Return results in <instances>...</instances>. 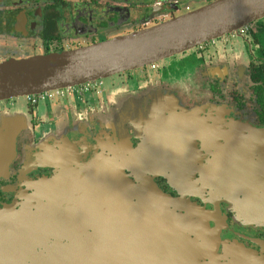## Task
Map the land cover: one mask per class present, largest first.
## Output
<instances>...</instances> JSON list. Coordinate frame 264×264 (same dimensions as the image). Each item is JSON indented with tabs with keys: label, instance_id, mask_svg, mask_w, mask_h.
<instances>
[{
	"label": "flooded vegetation",
	"instance_id": "flooded-vegetation-1",
	"mask_svg": "<svg viewBox=\"0 0 264 264\" xmlns=\"http://www.w3.org/2000/svg\"><path fill=\"white\" fill-rule=\"evenodd\" d=\"M214 1L0 0V63L109 41ZM196 49L117 82L46 92L59 93L35 104L27 97L17 157L0 178V209L33 203L37 183L58 171L44 158L69 149L87 160L97 152L113 158L126 145L130 179L138 184L135 172L144 171L183 202L179 214L219 226L221 256L232 244L263 254L264 224L253 213L264 211V18ZM116 84L127 88L115 92ZM132 97L142 105L131 109L120 134L125 118L117 112ZM12 101L0 103V112L12 110ZM40 101L47 102L42 116L35 109Z\"/></svg>",
	"mask_w": 264,
	"mask_h": 264
},
{
	"label": "water",
	"instance_id": "water-1",
	"mask_svg": "<svg viewBox=\"0 0 264 264\" xmlns=\"http://www.w3.org/2000/svg\"><path fill=\"white\" fill-rule=\"evenodd\" d=\"M263 18L264 0H216L109 41L11 59L0 63V103L138 71ZM4 114L0 178L10 171L26 126L21 114ZM125 148L113 158L97 152L87 160L71 149L44 158L58 171L37 183L33 203L0 209V264H264V242L263 254L232 244L221 256L220 227L179 214L183 202L164 194L144 171L135 172L134 183L125 173ZM253 216L264 224V211Z\"/></svg>",
	"mask_w": 264,
	"mask_h": 264
},
{
	"label": "rangeland",
	"instance_id": "rangeland-1",
	"mask_svg": "<svg viewBox=\"0 0 264 264\" xmlns=\"http://www.w3.org/2000/svg\"><path fill=\"white\" fill-rule=\"evenodd\" d=\"M219 40V39H218ZM217 40V41H218ZM234 42L235 41H238L237 39H234L233 40ZM193 52H198V49H196V50H194ZM39 54V53H41L38 49L37 50H28V51H24V52H18L17 53V57H20V56H22V57H24V58H26V57H28L29 55L30 56H33L34 54ZM208 54V53H207ZM168 63H170V61H168ZM180 65H182V64H180ZM179 67V66H178ZM140 71V70H139ZM149 71V69H145L143 72L144 73H149L148 72ZM163 73L165 72L166 73V71H162ZM167 73H170V74H172L173 73V71H169V72H167ZM137 74H140L139 72H137ZM118 80H120L119 79V76H116V77H113V78H110V79H106V80H103L104 81V83H106V84H108V83H110V82H113V81H118ZM115 86L116 87H118V88H121L119 91H115V92H122V91H124L127 87L125 86V85H122V84H120V85H118V84H116V85H114V86H112L111 88H115ZM112 90H114V89H112ZM113 93H114V91H112ZM125 99V98H124ZM12 103H13V108H12V110H10V111H8L7 113V115H9V116H11V117H14V116H16L17 117V115L18 114H21V115H23V117H26V118H28V115H27V112L30 110V104H29V102H28V98L27 97H23V98H19V99H14L13 101H12ZM47 103V102H46ZM46 103H44V102H42V101H40L39 102V105H37L36 106V113L38 114V116L39 115H44L45 114V110H46ZM122 103H124V108L122 107V105L120 106L121 107V109H120V111L119 112H117V114H120L121 116H124L125 117V119H122V130L120 129L119 130V132H120V134L123 132V134H124V126L125 125H127V123H128V121H127V119H126V116H129V114L131 113L132 114V111H131V109L133 110L134 108H138L139 106H141L142 104L140 103V101L137 99V98H134V97H132V98H129L128 100H125V101H122ZM129 103V104H128ZM139 109V108H138ZM116 114V115H117ZM4 115H6V114H4V113H1L0 112V120L2 119V117L4 116ZM116 118H118V116L116 117ZM123 118V117H122ZM119 120H120V118H119ZM133 124V123H132ZM126 132V131H125Z\"/></svg>",
	"mask_w": 264,
	"mask_h": 264
},
{
	"label": "built area",
	"instance_id": "built-area-1",
	"mask_svg": "<svg viewBox=\"0 0 264 264\" xmlns=\"http://www.w3.org/2000/svg\"><path fill=\"white\" fill-rule=\"evenodd\" d=\"M151 68L152 69H155L156 68V64H152L151 65ZM59 92L57 91V92H53V93H47L45 96L44 95H38V96H31V98H30V100L31 101H33V103L35 104L39 99H41V98H43V99H45V98H47V99H49V98H53L54 96H56V94H58ZM41 97V98H40Z\"/></svg>",
	"mask_w": 264,
	"mask_h": 264
}]
</instances>
